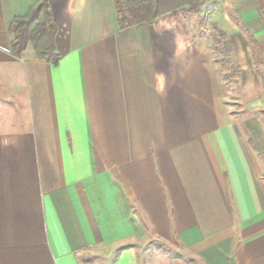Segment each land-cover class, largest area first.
Segmentation results:
<instances>
[{"label":"crops","instance_id":"0c3cea01","mask_svg":"<svg viewBox=\"0 0 264 264\" xmlns=\"http://www.w3.org/2000/svg\"><path fill=\"white\" fill-rule=\"evenodd\" d=\"M37 1L0 0V264H139L150 236L198 264H264V0L209 15L241 121L182 12L119 30L112 0H49L54 66L31 44L11 56Z\"/></svg>","mask_w":264,"mask_h":264},{"label":"trees","instance_id":"16d2710c","mask_svg":"<svg viewBox=\"0 0 264 264\" xmlns=\"http://www.w3.org/2000/svg\"><path fill=\"white\" fill-rule=\"evenodd\" d=\"M116 24L119 30L133 28L140 24L151 25L156 19L166 14L187 12L198 15L200 7L207 0H112ZM211 29L220 40H226L225 34L215 25ZM56 25L52 19L49 0H38L26 15L15 18L10 27L12 37L10 45L12 58L21 59L28 44H31L36 57L57 65L60 55L56 51ZM239 77V69H238Z\"/></svg>","mask_w":264,"mask_h":264},{"label":"rangeland","instance_id":"374dc122","mask_svg":"<svg viewBox=\"0 0 264 264\" xmlns=\"http://www.w3.org/2000/svg\"><path fill=\"white\" fill-rule=\"evenodd\" d=\"M223 1L224 0H207L200 7L196 17L192 14L188 16L187 12H183V16L185 20H187L189 26L192 27L191 34L193 40L210 52L213 64L216 65L220 77L230 91L226 104L231 109L230 111L235 118L241 121L242 115L246 118V116H252L254 113L252 112L251 114L241 106L240 95L238 93V65L230 41L226 35V40H220V38L214 35L211 29V26L214 24L209 18V15L216 11L221 14L220 9H216L219 8V4ZM231 18L232 24H239L240 21L234 19L232 16ZM219 30L222 32L221 28H219ZM248 38L251 39L250 43L254 45L255 42L253 38ZM255 46L252 56L254 63L259 64L261 62L262 53H260ZM259 156L264 160V154L262 155L259 153ZM138 257L139 264H198V261L196 262L191 255L183 251L178 244L166 243L155 236H150L145 243L139 247Z\"/></svg>","mask_w":264,"mask_h":264}]
</instances>
